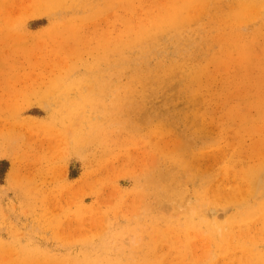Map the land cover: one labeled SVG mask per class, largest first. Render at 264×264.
<instances>
[{"label": "rangeland", "instance_id": "rangeland-1", "mask_svg": "<svg viewBox=\"0 0 264 264\" xmlns=\"http://www.w3.org/2000/svg\"><path fill=\"white\" fill-rule=\"evenodd\" d=\"M0 264H264V0H0Z\"/></svg>", "mask_w": 264, "mask_h": 264}]
</instances>
